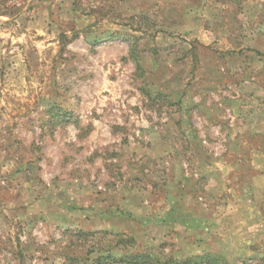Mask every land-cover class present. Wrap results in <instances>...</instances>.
<instances>
[{
  "label": "rangeland",
  "instance_id": "obj_1",
  "mask_svg": "<svg viewBox=\"0 0 264 264\" xmlns=\"http://www.w3.org/2000/svg\"><path fill=\"white\" fill-rule=\"evenodd\" d=\"M197 256L264 264V0H0V264Z\"/></svg>",
  "mask_w": 264,
  "mask_h": 264
},
{
  "label": "trees",
  "instance_id": "obj_2",
  "mask_svg": "<svg viewBox=\"0 0 264 264\" xmlns=\"http://www.w3.org/2000/svg\"><path fill=\"white\" fill-rule=\"evenodd\" d=\"M141 259H143V257H141ZM144 259H146V261H148V262L151 260L150 258H145V257H144ZM204 259H206L207 261L211 260V258L209 256H197L195 258H190L189 260L184 261V264H191L193 262L201 261Z\"/></svg>",
  "mask_w": 264,
  "mask_h": 264
}]
</instances>
